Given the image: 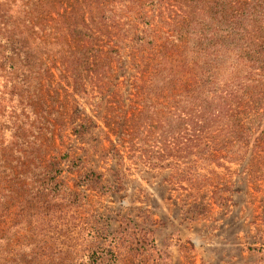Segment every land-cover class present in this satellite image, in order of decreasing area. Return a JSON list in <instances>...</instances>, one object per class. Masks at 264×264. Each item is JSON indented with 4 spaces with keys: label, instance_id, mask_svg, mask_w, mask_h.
<instances>
[{
    "label": "trees",
    "instance_id": "trees-1",
    "mask_svg": "<svg viewBox=\"0 0 264 264\" xmlns=\"http://www.w3.org/2000/svg\"><path fill=\"white\" fill-rule=\"evenodd\" d=\"M41 1L0 0V264H140L108 257L106 233L78 217L79 188L89 182L60 181L54 131L66 114L57 99L82 95L92 107L93 118L76 106L79 141L97 128L112 158L169 170L173 186L193 196L208 190L214 205L227 206L218 170L249 157L264 164V0H173L183 14L170 23L156 17L170 28L159 35L140 0H67L70 15L54 22V44L42 39L44 20L31 16L48 14ZM112 16L126 26L119 37L107 30ZM206 201L192 199L186 213H204ZM73 227L87 232L88 248L65 237ZM127 230L111 238L121 249L142 236Z\"/></svg>",
    "mask_w": 264,
    "mask_h": 264
},
{
    "label": "rangeland",
    "instance_id": "rangeland-1",
    "mask_svg": "<svg viewBox=\"0 0 264 264\" xmlns=\"http://www.w3.org/2000/svg\"><path fill=\"white\" fill-rule=\"evenodd\" d=\"M172 1L140 0L157 35L160 30L170 32V28L164 27L156 17L162 16L170 23V18L183 14L182 7L172 6ZM59 3L61 5L58 6ZM40 4V12L48 14L31 16L38 15L44 20L41 24V28H44L42 39L54 44L51 37L56 29L54 22L70 15V5L67 0H59L55 5H51L49 0H42ZM111 15L134 18L133 14ZM89 16L85 14L84 18L90 29ZM112 19L115 24H110L107 30L119 37L118 29L126 26L123 19L114 16ZM86 26L80 25L76 31L86 32ZM140 31L141 25L133 32L139 34ZM129 44V37L120 43L126 47ZM123 51L122 59L127 62L128 49ZM51 62L49 59L47 65ZM49 69L54 74V81H57L56 71L51 67ZM77 69L80 71V68ZM57 102L65 104L62 111L66 114V126L60 133L57 132L60 126L54 131V147L59 153L52 155L59 158L60 181L73 187L79 183L78 176L88 180L87 187L79 188L85 200L78 209V217L87 218L88 224L97 226V229L102 228V237L106 233L108 257L112 253L129 260L135 256V259L139 257L140 264H264V164L249 157L230 165L227 172L219 169L220 176L213 179L218 180L220 189L222 184H226L224 196L228 198V203L227 206L218 207L210 200L208 190L193 196L190 190L173 186L169 170H150L141 164L143 160L136 167L127 158L123 161L112 158L107 153L109 145L97 128L82 134V141H79L76 139L78 129H75L79 117L76 106L87 117L93 118L95 113L92 107L82 95H75L74 99L68 96L65 101L61 94ZM54 108L61 111L58 105ZM261 110L264 111V100ZM98 125H102L100 121ZM143 134L146 135L147 131L143 130ZM204 196L208 203L204 213H186V203ZM125 227L129 229L126 234L139 232L142 236L140 242L137 240L132 246L123 244L121 249V242L112 241L111 238ZM86 234V231L73 227L65 237L69 239L73 236L74 241L84 242L83 247L88 248L87 242L83 241ZM60 241H64V238ZM71 250L78 254L77 249Z\"/></svg>",
    "mask_w": 264,
    "mask_h": 264
}]
</instances>
